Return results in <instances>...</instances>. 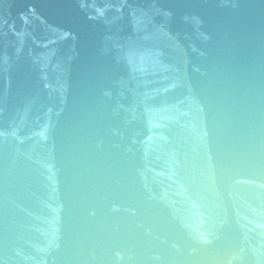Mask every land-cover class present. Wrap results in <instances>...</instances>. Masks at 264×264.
<instances>
[{"label":"water","instance_id":"1","mask_svg":"<svg viewBox=\"0 0 264 264\" xmlns=\"http://www.w3.org/2000/svg\"><path fill=\"white\" fill-rule=\"evenodd\" d=\"M0 264H264V0H0Z\"/></svg>","mask_w":264,"mask_h":264}]
</instances>
